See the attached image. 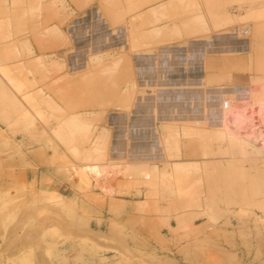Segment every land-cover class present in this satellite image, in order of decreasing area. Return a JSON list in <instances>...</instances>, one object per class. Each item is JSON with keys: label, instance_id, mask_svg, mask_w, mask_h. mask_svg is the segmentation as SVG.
Listing matches in <instances>:
<instances>
[{"label": "rangeland", "instance_id": "374dc122", "mask_svg": "<svg viewBox=\"0 0 264 264\" xmlns=\"http://www.w3.org/2000/svg\"><path fill=\"white\" fill-rule=\"evenodd\" d=\"M201 2L211 33L187 63L196 82L205 59L208 119L198 103L139 143L153 158L112 159L104 125L65 120L91 95L98 18L75 0H0V264H264V0ZM59 58L67 77L86 69L64 83Z\"/></svg>", "mask_w": 264, "mask_h": 264}, {"label": "crops", "instance_id": "0c3cea01", "mask_svg": "<svg viewBox=\"0 0 264 264\" xmlns=\"http://www.w3.org/2000/svg\"><path fill=\"white\" fill-rule=\"evenodd\" d=\"M75 2L77 4L71 6L75 14L86 12L89 17L94 14L100 21H93L88 27L94 34H100L95 43L103 44L104 49L101 47L96 58H90L89 76L92 79L87 84L90 98L83 100L84 107L67 115L65 120H92L90 123L104 125L99 137L104 140L110 136L112 141L121 143L120 151L113 144L110 158L114 159L128 155L153 158V147L150 146L145 147L146 154L136 153L139 143L161 142V131L165 127L194 119V106L198 103L201 108L199 119L207 118L205 101L211 90L205 85V59L203 75L196 82L188 74L187 63L192 45L207 43L211 33L201 0ZM65 28V22L51 27L49 33L58 34L57 38L52 37L53 43L65 41ZM70 29L75 40L86 33V25L80 21ZM54 61L57 70H63L60 74L64 83L86 69L75 70L72 72L75 75L67 77L65 62L60 58ZM101 77L103 80L99 79ZM80 83L83 86L85 81L80 80ZM39 87L37 91L46 94ZM143 90L147 91L146 95ZM15 118L13 114V120ZM17 167V160L13 159V169ZM93 167L102 169L101 164H92L86 170L95 173ZM98 179L95 185L104 184L108 177L100 174ZM128 206V203L122 204L117 212L122 214Z\"/></svg>", "mask_w": 264, "mask_h": 264}, {"label": "built area", "instance_id": "2783aa9c", "mask_svg": "<svg viewBox=\"0 0 264 264\" xmlns=\"http://www.w3.org/2000/svg\"><path fill=\"white\" fill-rule=\"evenodd\" d=\"M223 105H224V107H228V101H225V102L223 103Z\"/></svg>", "mask_w": 264, "mask_h": 264}, {"label": "bare ground", "instance_id": "6f19581e", "mask_svg": "<svg viewBox=\"0 0 264 264\" xmlns=\"http://www.w3.org/2000/svg\"><path fill=\"white\" fill-rule=\"evenodd\" d=\"M262 110H263V108H262ZM260 111V110H259ZM264 111V110H263ZM262 115V114H261ZM254 119H255V121H257L256 120V117H254ZM263 121V120H262ZM259 125H260V123H259ZM257 126H258V124H257ZM262 127V126H261ZM257 129V128H256ZM262 131H264V130H262Z\"/></svg>", "mask_w": 264, "mask_h": 264}]
</instances>
